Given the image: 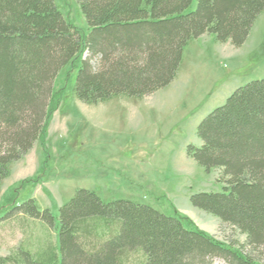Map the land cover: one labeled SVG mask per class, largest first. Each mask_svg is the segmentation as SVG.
Segmentation results:
<instances>
[{"label": "trees", "instance_id": "16d2710c", "mask_svg": "<svg viewBox=\"0 0 264 264\" xmlns=\"http://www.w3.org/2000/svg\"><path fill=\"white\" fill-rule=\"evenodd\" d=\"M77 1L87 32L54 0H0V188L10 165L44 139L63 70L66 81L77 71L73 92L87 104L141 98L176 77L191 40L207 32L238 47L264 11V0H197L195 9V0ZM198 134L202 145L189 154L208 171L220 169L225 185L193 195L192 203L245 234L244 247L218 241L184 217L129 200L106 203L81 189L58 218L33 198L5 197L0 222L38 220L55 228L57 241L0 255V264H214L217 257L264 264L256 255L264 251V79L235 90Z\"/></svg>", "mask_w": 264, "mask_h": 264}, {"label": "rangeland", "instance_id": "374dc122", "mask_svg": "<svg viewBox=\"0 0 264 264\" xmlns=\"http://www.w3.org/2000/svg\"><path fill=\"white\" fill-rule=\"evenodd\" d=\"M54 1L66 20L87 32L77 0ZM66 73L54 83L57 107L44 139L10 165L0 205L11 194L17 203L33 198L58 218L59 208L86 189L106 203L129 200L184 217L216 240L244 247L246 235L239 229L193 205V195L220 192L225 182L220 169L198 164L189 147H201L198 128L209 113L239 87L264 79V11L238 47L207 32L191 40L176 77L141 98L120 95L87 104L73 92L77 71L68 81ZM11 220L0 222L2 256L20 247L35 252L47 240L57 241L54 227L34 219ZM256 255L264 263V251ZM214 264L226 263L217 257Z\"/></svg>", "mask_w": 264, "mask_h": 264}]
</instances>
